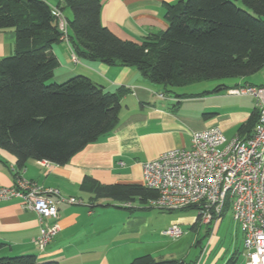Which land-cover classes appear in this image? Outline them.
Instances as JSON below:
<instances>
[{
    "label": "trees",
    "instance_id": "obj_1",
    "mask_svg": "<svg viewBox=\"0 0 264 264\" xmlns=\"http://www.w3.org/2000/svg\"><path fill=\"white\" fill-rule=\"evenodd\" d=\"M65 5L73 12L68 37L78 56L135 66L152 82L182 87L247 76L264 67V0L167 2V28L147 34L142 42L122 39L102 23L101 0H65ZM8 28L15 29L17 41L15 53L0 60V147L16 156L20 170L30 159L65 164L118 125L121 97L129 89L106 91L85 74L53 80L60 62L52 47L63 33L45 0H0V30ZM258 117L256 108L240 129L252 121L255 129ZM80 188L93 193L91 207L98 199L109 198L132 209L124 203L138 199L146 205L158 196L156 189L141 183L104 184L89 175ZM190 208L197 209L182 210ZM200 222L197 216L191 228ZM240 255L235 251L223 264H238ZM0 264L60 263L20 254L0 255ZM129 264L187 262L143 254Z\"/></svg>",
    "mask_w": 264,
    "mask_h": 264
},
{
    "label": "crops",
    "instance_id": "obj_2",
    "mask_svg": "<svg viewBox=\"0 0 264 264\" xmlns=\"http://www.w3.org/2000/svg\"><path fill=\"white\" fill-rule=\"evenodd\" d=\"M45 1L53 12L61 11L57 16L59 29L69 33L68 21L73 12L65 5V0ZM101 1L103 24L122 39L142 42L147 34L167 28L166 3L179 0ZM16 41L15 29L0 30V60L15 53ZM52 50L60 62L54 71V81L85 74L103 85L106 91H115L120 86L129 90L121 97L118 125L86 145L65 164L30 159L20 170L16 156L0 147V185L12 186L22 177L82 200V203L60 205L56 219L60 230L44 248L37 242L42 226L37 212L23 207L19 198L0 201V242L3 243L0 255L35 254L40 261L60 264H129L134 257L143 254H152L158 259L178 258L182 248L165 230L173 223L182 228L192 227L198 214L168 215L164 219V231L160 232L152 223L155 212H146L149 207L145 204L138 207L133 201L129 209L119 201L102 198L91 207L89 203L94 195L83 191L80 184L86 175L104 184H143L144 163L166 150L191 147L193 132L210 126H219L227 138L252 135L255 121L240 128L256 111L255 99L250 95L229 94L227 87L264 85V67L230 81L172 87L150 81L135 66L110 65L78 56L64 39L56 42ZM74 54L78 61H74ZM219 85L221 87L216 89ZM184 210L188 209L172 211ZM219 221L211 229L212 235ZM238 231L242 240L235 251L242 255L243 233L239 227ZM201 264L218 263L213 260Z\"/></svg>",
    "mask_w": 264,
    "mask_h": 264
},
{
    "label": "built area",
    "instance_id": "obj_3",
    "mask_svg": "<svg viewBox=\"0 0 264 264\" xmlns=\"http://www.w3.org/2000/svg\"><path fill=\"white\" fill-rule=\"evenodd\" d=\"M54 14L60 16L61 11L55 9ZM62 39L70 43L66 31ZM73 59L78 61L76 54ZM227 92L255 99L259 117L252 135L227 138L219 126L195 131L191 147L166 150L144 163L143 185L158 191L150 205L164 210L195 206L201 222L212 228L230 209L243 233L245 264H264V85H238L227 88ZM15 198L37 212L42 223L37 239L41 248L60 230L56 221L60 205L82 203L56 188L22 177L12 186L0 185V201ZM50 218L54 221L48 222ZM165 232L178 238L184 230L173 223Z\"/></svg>",
    "mask_w": 264,
    "mask_h": 264
},
{
    "label": "rangeland",
    "instance_id": "obj_4",
    "mask_svg": "<svg viewBox=\"0 0 264 264\" xmlns=\"http://www.w3.org/2000/svg\"><path fill=\"white\" fill-rule=\"evenodd\" d=\"M235 77H226L220 79H208L196 83H193L195 86L198 84H204L214 81H230ZM184 88V87H183ZM188 88V87H185ZM135 206H143L140 200H135ZM145 206L149 207L145 209L146 212H155L154 219L152 221L153 225L158 227L159 231H164V219L168 215H181L182 213H193L198 214V210L195 208L184 210V211H167L160 209L156 206L146 204ZM140 210V209H138ZM159 217H161L159 219ZM219 227L213 233L210 232V226L206 223H198L196 229H191L189 226H183L184 233L178 237L170 238L177 241V245L182 248V252L178 254V258L184 259L187 264H201L203 262L209 261L210 263L214 260L218 264L225 262L235 251L236 248L241 246L242 234L238 231L237 223L234 221L231 210L226 209L222 218L219 221ZM209 230V231H208ZM212 235V236H211ZM201 241V242H200ZM200 259V262H199ZM245 256L240 255L238 264H245Z\"/></svg>",
    "mask_w": 264,
    "mask_h": 264
}]
</instances>
